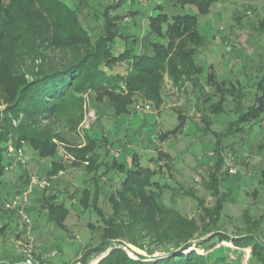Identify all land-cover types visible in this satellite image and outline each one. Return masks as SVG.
Returning a JSON list of instances; mask_svg holds the SVG:
<instances>
[{
  "label": "rangeland",
  "instance_id": "obj_1",
  "mask_svg": "<svg viewBox=\"0 0 264 264\" xmlns=\"http://www.w3.org/2000/svg\"><path fill=\"white\" fill-rule=\"evenodd\" d=\"M62 1L73 9H78L84 2L83 0ZM118 1L86 0L90 9L85 8L83 16L80 18H82V25L92 36L101 31L103 8L115 5ZM135 2L134 5L132 0H129L121 8L110 13L111 16L120 15L123 18L119 34L127 38L128 41L137 39L140 42L141 37L146 36L148 16L159 13L155 10L159 4L165 5L164 12L169 16L197 14L194 7L185 9L175 7L174 0H135ZM0 4L7 8L10 5V0H2ZM130 12L138 13L136 19L128 15ZM28 18L32 23L38 24L42 21L40 14L34 16L30 14ZM198 18L202 35L206 41L205 45L198 49V64L207 68L213 66L220 80H239L247 92V101L250 104L254 91L253 83L264 78V0H215L210 13ZM125 38H118L113 47L115 56L125 50ZM3 41L4 49L0 48V78L17 77L20 79L18 86L31 81L44 64H46L45 66H49L50 63L61 65V62H64L65 57L61 55V52L54 48H48L40 40L35 42L36 44L33 43L31 47L10 39H3ZM33 47H37L39 55H33ZM128 70L129 64L122 63L107 71L111 74L125 75ZM206 77L205 71L201 76L200 85L204 87L206 94L212 93L210 87L204 86ZM185 89L188 90V94L179 93L168 76L165 75L163 91L166 94V108L161 115L151 103L142 104L140 102L135 106L131 115L117 117L114 110L108 107L107 100L99 105L93 100L92 94L87 93L83 98L82 112L77 114L72 112L68 115V119L62 117L58 120L42 121L40 124L46 129L51 127L54 134L53 141L58 146L55 161L63 169L55 175V178L50 177L53 170V167L50 166L53 162L52 159L40 158L29 145L25 144L20 149L23 153V161L14 164L16 154L10 145L8 150L9 153H12L9 157L11 164L7 167H11V169L6 170L0 186V228L6 222V216L10 219L8 221L11 222V227L5 237H0V245L6 243L8 252L4 256V253L0 251V260L7 262L17 260L19 258L17 254H20L17 243L25 244L29 240L34 257L45 260L44 255L51 257V254L55 252L54 264H70L84 252L85 247L92 248L100 242L102 222L99 216L93 211V208L84 210L79 203L81 192L89 186L88 182L93 175L87 174L84 168L88 162L83 163L82 167L75 166L76 163H79V161L76 162L75 152L87 148L89 137L100 141V144L103 141L106 142L108 138V143H104L98 151L101 159L106 163V167L102 166L100 169V174L106 168H111L114 160L119 159L121 163L129 164L133 154L136 153L140 157L141 166L156 171L155 180L159 181L161 185L167 186L162 197L180 212L184 218L183 221H199L198 202L195 198L203 200L207 207H213L216 204V199L204 188L203 183L209 171L214 170L218 156L215 152V137L213 133L202 132L203 125L199 121L200 115L197 114L196 101L192 96H189L199 95V89L192 87L191 84L186 85ZM10 103L12 100H9L8 95L2 91L0 86V114ZM144 105H148L151 109L139 111L138 107ZM198 105L203 107L202 103H198ZM232 107L233 104L230 103L224 107L225 114L213 117L211 131L221 133L227 129L228 124L234 120ZM90 111L97 113V120L89 119ZM175 111L185 113L188 126L183 134L162 141L159 136L173 130L179 123L178 114ZM100 114L106 116L102 120L103 122H100ZM25 122H27V118L24 115L12 119V125L15 128ZM239 135L224 141V149L220 155V158L223 159L220 175L229 176L225 179L222 192L232 195L224 210L223 220L226 225L222 226L231 236L250 234L245 227L243 216L244 211L249 210L253 219H261L260 229L254 235L264 243V121L261 127L246 126L245 133ZM232 145L233 147H231ZM159 152L170 155L171 161L160 159ZM44 160L46 162H43ZM230 169L236 170L237 173L231 174ZM23 171H28V173L24 174ZM62 172L64 174L60 175ZM23 176L29 178L27 186L22 181ZM33 178L46 181L49 187L40 189L35 186L30 194V206L33 205L34 198L40 199L46 193V195H56L58 201L69 209L66 228L63 232L57 233L58 238L51 236V231H57V227L50 224L46 217V211L39 204L36 206L37 214L35 216L29 214L34 227L40 223V229L31 232L30 239L25 235L19 217L5 213V211L9 212L5 210L6 203L16 194L24 192ZM124 178L125 174L119 170L111 171L104 175L101 186L105 194L101 198L100 207L108 217H114L115 222L120 225L130 222L132 217L122 211L114 215L112 204L108 198L121 188ZM196 178H201V182ZM139 223L141 221L136 222V224ZM90 225H94L95 229H92ZM141 225L147 229L142 231L140 230L142 227L136 225L137 228L134 226L133 229L125 231V244L118 245L117 242H122L120 239L114 240L113 244L125 250L134 259H138L136 254L145 257H149V254H152V257L164 256L166 251L173 248V243L169 239L171 237L170 230L164 233L157 220L148 219ZM71 235H78L79 238L70 245L68 242ZM58 247L62 250L61 255H59ZM223 248L227 250L229 259L234 264H249L254 253L252 246L236 248L233 242L218 243L209 252ZM207 250L197 249L194 245L186 254H206ZM220 253L222 251L217 254ZM107 254L91 257L85 264H98ZM80 258L76 264H83L80 262Z\"/></svg>",
  "mask_w": 264,
  "mask_h": 264
},
{
  "label": "trees",
  "instance_id": "obj_2",
  "mask_svg": "<svg viewBox=\"0 0 264 264\" xmlns=\"http://www.w3.org/2000/svg\"><path fill=\"white\" fill-rule=\"evenodd\" d=\"M83 1V5L78 9L71 8L62 0H10L7 8L0 4V48L4 49L3 39L17 41L27 47L40 40L42 44L54 48L65 57L61 65L44 64L35 77L22 86H18L20 79L17 77L0 78L2 91L8 95L9 100H12L0 114V186L6 167L11 164L9 157L12 153L8 150L10 145L15 154L27 144L40 158L52 159L53 170L50 177L63 169L55 161L58 146L53 141L52 129L42 126L40 124L42 121L58 120L62 117L68 119L72 112L76 114L82 112L83 98L87 93L92 94L93 100L99 105L107 100L108 107L114 110L117 117L131 115L140 102L152 103L160 110L165 102L163 88L166 75L179 93L188 94V90L185 89L188 84L198 88L201 93L189 96L196 101L199 121L203 125L202 132L213 133L216 140L215 152L218 159L214 164V170L209 171L203 183L204 188L216 199V204L207 207L203 200L195 198L198 202L199 221H183L180 212L162 197L167 186L155 180L156 171L141 166L138 154H133L129 164L121 163L119 159L114 160L111 168H106L100 174V169L106 163L98 151L104 143H108V138L106 142L100 144V141L89 137L87 148L75 152L76 162L79 161L75 166L82 167L83 163L88 162L84 168L87 174L93 175L88 182L89 186L82 190L79 203L84 210L93 208L102 222V233L100 242L84 253L81 262L85 264L91 257L108 253L98 264H234L225 248L209 252L218 243L233 242L236 248L253 247L254 253L249 264H264V243L254 235L260 229L261 219L255 220L249 210L244 211L245 227L250 233L245 236L228 235L222 226L226 225L223 220L226 203L230 202V197L232 198L231 193L222 192L225 179L229 177L220 175L223 166V159L220 158L224 149L223 143L229 138L245 133L248 125L251 128L262 126L264 78L253 83L254 91L249 104L247 92L239 80H220L213 66L207 68L198 64V49L206 42L198 17L208 15L215 0H174L175 7L182 9L194 7L196 15L169 16L164 12L165 5H157L155 10L159 13L148 16L146 29L150 54L136 52L130 47V43L138 45V40L128 41L119 34L123 18L110 14L129 0H119L115 5L103 8L101 31L95 36H92L81 23L80 17L83 16L84 9H90L86 0ZM132 2L136 4L135 0ZM30 14L31 16L40 14L42 21L38 24L30 22L28 18ZM128 15L136 19L138 13L130 12ZM118 38H125L126 47L122 53L115 56L113 47ZM33 55H39L37 47H33ZM122 63L129 64L127 74L108 72L113 66ZM205 71L207 77L204 86L210 87L212 93L206 94L204 87L200 85L201 76ZM229 102L233 104L231 111L234 120L221 133L211 131L213 117L225 114L224 107L229 105ZM198 103H202L203 107H199ZM176 113L179 123L173 130L159 136L162 141L177 137L186 130L187 116L182 111ZM21 115L27 118V122L19 127H13L12 119H17ZM100 115V122H103L106 116ZM158 155L160 159L171 161L168 154L159 152ZM115 170L124 173L125 178L121 188L108 198L112 204L113 214L122 211L132 217L130 222L121 225L115 222L114 217H108L100 207L103 196L102 179L104 175ZM42 198L44 201L42 209L46 211L48 218L58 227L64 228V222L69 214L65 205L58 201L56 195L44 193ZM27 211L30 213L29 209ZM5 213L15 215L14 212ZM148 219L157 220L164 233L170 230L169 239L173 243V248L166 251L164 256L152 257V254H149V257H145L136 254L138 259H134L125 250L113 244L114 240L118 239L122 240L117 242L118 245L125 244V231L133 229L136 225L145 231L147 228L141 224L146 223ZM139 221L141 223L136 224ZM10 227L11 222L0 228V237H5ZM90 227L95 229L94 225ZM194 245L197 249H208L207 253L186 254ZM219 251L222 253L217 254Z\"/></svg>",
  "mask_w": 264,
  "mask_h": 264
},
{
  "label": "built area",
  "instance_id": "obj_3",
  "mask_svg": "<svg viewBox=\"0 0 264 264\" xmlns=\"http://www.w3.org/2000/svg\"><path fill=\"white\" fill-rule=\"evenodd\" d=\"M151 108L148 105H144L141 107H138L139 111H147ZM88 117L91 121L97 120V113L95 111H90L88 114ZM23 161V153L21 150H19L16 153V160L15 163H21ZM11 169V167H7L6 170ZM229 172L231 174H236L237 171L234 169H230ZM197 181L201 182V178H196ZM37 186L40 189H46L49 187V184L46 181H40L37 178H33L31 180V183L29 187L24 190V192L16 194L10 201H8L5 205V210L9 212H14L20 219L22 229L25 232V235L30 239V234L32 232V220L27 212V205L29 203L30 194L32 193L33 188ZM17 248L21 253V256L13 261V262H7L4 260H0V264H51L49 261L45 260H39L36 257H34V251L32 248V245L30 244V241L28 240L27 243L18 242ZM56 253H52L51 257H55Z\"/></svg>",
  "mask_w": 264,
  "mask_h": 264
},
{
  "label": "crops",
  "instance_id": "obj_4",
  "mask_svg": "<svg viewBox=\"0 0 264 264\" xmlns=\"http://www.w3.org/2000/svg\"><path fill=\"white\" fill-rule=\"evenodd\" d=\"M130 47H133L134 49H135V51L137 50V52H140V53H146V54H150V45H149V39H148V37H146V36H143V37H141V40H140V42H138V45H135V44H133V43H130V45H129ZM164 97H165V102H164V105L162 106V108L158 111V112H160V115L161 114H163L162 112L164 111V109L166 108V94H165V91H164ZM152 104V103H151ZM153 105V104H152ZM154 106V105H153ZM57 157V156H56ZM15 160H16V157L14 158V162H15ZM43 162H46L45 160L43 161ZM14 164H17V163H14ZM50 166H52V164L50 165ZM24 172V174H27L28 173V171H23ZM64 174V172H62L60 175H63ZM26 177V176H25ZM53 178H55V176H52ZM28 177H26V178H24V176L22 177V181H23V183H24V185L25 186H27L28 185ZM82 193V192H81ZM101 193L104 195L105 194V192H104V190H102L101 189ZM80 201V200H79ZM30 202H31V198L29 199V203H28V205H27V210L29 209L30 211V213H28V214H30V215H32V214H34V216H35V214H37V211H36V206H38V204L39 205H41V207L43 206V204H44V201H43V199L42 198H40V199H33V201H32V204L33 205H31L30 206ZM65 205V204H64ZM65 207H66V209L69 211V209L67 208V206L65 205ZM6 212V211H5ZM28 212V211H27ZM70 213V212H69ZM16 215V214H15ZM69 215V214H68ZM46 217H47V219L49 220V222H50V224H53L55 227H57V231H51V236H55V237H57L58 238V235H57V233L59 232V231H64V229L66 228V220H65V222H64V228H60V227H58L55 223H53L49 218H48V216H47V214H46ZM68 217V216H67ZM5 219H7L6 220V222H5V224H7V223H9V221H10V219H8V218H5ZM67 219V218H66ZM9 220V221H8ZM8 221V222H7ZM4 224V225H5ZM3 225V226H4ZM2 228V227H1ZM38 229H40V223L39 224H37L35 227L33 226V224H32V232L34 231V230H38ZM60 233V232H59ZM73 235H71V238H70V240H69V242H68V244H72L73 243V241H75V240H77L78 238H79V236L77 235V236H73ZM1 242V241H0ZM90 247H88V248H86L85 247V250H84V252L83 253H81V254H79V256L76 258V261L75 260H72L71 262H70V264H76V262H78L79 260V258L81 257L82 258V256L84 255V253L89 249ZM58 250H59V252H60V254L59 255H61L62 254V250L58 247ZM0 251H1V253H4V256H6L7 255V250H6V243H4V245H2V243H1V245H0ZM16 251V250H15ZM19 257L21 256V253L19 254H17ZM58 255V256H59ZM18 256H16V257H18ZM57 256V257H58ZM46 257V259H45V261L46 260H48V261H50L51 262V264H54V259L56 258V257H54V258H51L50 257V255H44V258ZM42 258H43V256H42ZM81 258H80V262H81ZM78 260V261H77Z\"/></svg>",
  "mask_w": 264,
  "mask_h": 264
}]
</instances>
